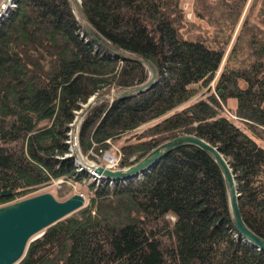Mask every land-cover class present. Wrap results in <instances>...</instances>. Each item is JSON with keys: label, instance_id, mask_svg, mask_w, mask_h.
<instances>
[{"label": "trees", "instance_id": "obj_1", "mask_svg": "<svg viewBox=\"0 0 264 264\" xmlns=\"http://www.w3.org/2000/svg\"><path fill=\"white\" fill-rule=\"evenodd\" d=\"M245 1L194 0L193 13L213 27L208 35L184 22L180 0H80L86 25L69 0H12L0 19V205L51 179L87 177L63 154L72 112L97 94L77 130L83 154L159 118L119 147L117 166L193 134L227 159L242 220L264 238V0L258 24L248 20L250 4L209 87ZM138 59L153 65L156 82L117 97L150 78ZM111 86L118 94L99 100ZM230 99L235 119L222 113ZM87 187L88 203L46 227L15 264H264L230 221L218 167L194 146L122 185Z\"/></svg>", "mask_w": 264, "mask_h": 264}, {"label": "water", "instance_id": "obj_2", "mask_svg": "<svg viewBox=\"0 0 264 264\" xmlns=\"http://www.w3.org/2000/svg\"><path fill=\"white\" fill-rule=\"evenodd\" d=\"M9 1L12 2V0ZM5 9L6 6L0 12V17ZM88 32L96 41L104 43L90 28ZM137 61L148 66L150 78L135 88L121 91L117 97L143 92L156 82V71L153 65L147 60L138 59ZM186 145L200 149L216 164L223 179L230 221L235 231L244 242L264 252V238L252 232L242 220L237 204L238 192L234 175L227 159L217 146L193 134H180L166 140L127 167L107 169L100 165H87L81 160L80 164L85 168L93 169L104 180H131L144 174L169 151ZM7 193L6 190L1 192L2 195ZM83 202L84 198L80 193H73L63 200H57L49 192H42L0 205V264L17 263L30 241L42 235L46 227L80 209Z\"/></svg>", "mask_w": 264, "mask_h": 264}, {"label": "rangeland", "instance_id": "obj_3", "mask_svg": "<svg viewBox=\"0 0 264 264\" xmlns=\"http://www.w3.org/2000/svg\"><path fill=\"white\" fill-rule=\"evenodd\" d=\"M69 1L71 3L75 18L82 25H86L85 21L81 17L80 11H79L80 0H69ZM211 1L212 0H208V2H211ZM252 1L253 0H246L245 1V5L243 7V10H242V12H241V14L237 20V23H236L233 31L230 32V34H229V32H226V34L230 35L229 40H228L226 45H222L223 49H224L223 58H222L220 65L218 66L217 71L215 72L214 78L209 83L210 91H213L212 90L213 80L217 77V75L219 74V71L222 68L226 54L229 51V49H230V47L234 41V38H235V36H236V34H237V32H238V30H239V28L243 22L245 16L248 14L249 7H250V4L252 3ZM7 2H8V6H6V9L4 10L3 15L0 17V19L4 16L7 9L13 5L12 2H10L9 0H0V12L3 11ZM261 2H262V0H255V5L253 7L252 14L249 13L248 20L251 24L252 23L258 24L257 18L255 17V13L257 12L258 8L260 7ZM193 4H194V0H180L179 5H180V8L182 9V11L184 13V22H186L187 24H193V25L197 26V27H195V30H200V31L205 30L207 32V34L210 35L213 31V27L207 25L203 20L199 19L193 13ZM213 15H216V14L213 13ZM206 93H207L206 89H202L193 99L201 98ZM117 94L118 93H116L115 88H113V86H111L108 89L106 94L100 96L99 100L103 99V100L107 101L108 103H110L112 101V99ZM96 96H97V94L91 95L90 97L87 98L85 103L80 105V108H78L77 110H74L72 112L73 116H72L71 121L68 124V130L66 132L65 144H67V147H66V152L63 154V157H72V159L74 161L75 156H77V157L79 156V159L81 161H84L85 163H88V164L91 162L93 165H100L103 167H105V166L111 167V165L113 166L112 168L106 167L107 169L123 168V167L117 166L118 161H117V163H115V161H114L115 159L119 160V154H120L119 147L121 145L129 142L130 140H133L132 137L134 134L138 133L144 127L154 123L159 118L148 121L146 123H143L140 126L134 128L132 130L123 132L114 141L106 140L108 147L102 151H98V153H95L92 150H89L85 154H83L80 151L78 143H77V130H78V126H79L81 119H82L83 115L85 114L86 110L89 108V106L91 104H93L96 101V98H97ZM233 103H234V101L232 99H230V100H228V102L225 106H222V113L225 116H228V117H229V115L234 116V113L232 110ZM234 123L236 125H238L241 129H244L243 125L240 124L239 122L234 121ZM69 130H71V131L68 133ZM68 134H69V136L75 137V144H76V148H75L76 151H74L75 156L71 153L70 147H68ZM257 142L264 149V142H261L259 140ZM74 166H75V170L79 171L75 162H74ZM137 178H138V176L135 177L134 179H137ZM131 180H133V179H131ZM127 181H130V180L129 179L128 180H118V181H116V180H113V181L112 180H104L103 178H100L99 175H98V177H96V176L89 175V174H87V177H85L84 179H82L80 181H74L72 179H66L65 180L64 178L59 177V178L51 179L45 185H42V186L38 187L36 190L30 192L28 194V196L38 194V193H42V192H49L57 200H63L73 193H80L84 198V202L82 205V207H84L88 203V199L91 195V190L88 189V187H87L88 183L91 182L94 186L101 185V184H107L108 186L111 187L112 185H117V186L122 185V184L126 183ZM22 198H24V197H22ZM19 199H21V198H19ZM78 210L79 209L73 211L69 215L76 214Z\"/></svg>", "mask_w": 264, "mask_h": 264}, {"label": "built area", "instance_id": "obj_4", "mask_svg": "<svg viewBox=\"0 0 264 264\" xmlns=\"http://www.w3.org/2000/svg\"><path fill=\"white\" fill-rule=\"evenodd\" d=\"M230 116V115H229ZM230 117H232V118H234V116L233 115H231ZM71 130H69L68 131V133L70 132ZM68 147H70V150H71V153L74 155V151H76V144H75V137L74 136H69V134H68ZM78 153V152H77ZM79 154V153H78ZM75 156V155H74ZM115 161V163H117V159H115L114 160ZM74 162H75V164L77 165V167H78V169L79 170H85L86 172H87V174H89V175H93V176H96V177H98V175H97V173L93 170V169H91V168H85V167H83L80 163V159H79V156L77 157V156H75V158H74ZM87 165H93L91 162L88 164V163H86ZM106 167H110V166H105V168ZM113 166L111 165V167L110 168H112Z\"/></svg>", "mask_w": 264, "mask_h": 264}, {"label": "bare ground", "instance_id": "obj_5", "mask_svg": "<svg viewBox=\"0 0 264 264\" xmlns=\"http://www.w3.org/2000/svg\"><path fill=\"white\" fill-rule=\"evenodd\" d=\"M5 6H8V2L6 3V5ZM109 158V157H108Z\"/></svg>", "mask_w": 264, "mask_h": 264}]
</instances>
